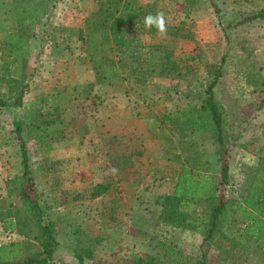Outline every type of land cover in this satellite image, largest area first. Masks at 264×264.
Returning <instances> with one entry per match:
<instances>
[{"label":"rangeland","instance_id":"rangeland-1","mask_svg":"<svg viewBox=\"0 0 264 264\" xmlns=\"http://www.w3.org/2000/svg\"><path fill=\"white\" fill-rule=\"evenodd\" d=\"M212 1L217 11L211 0H136L142 5L155 2L167 24L185 22L194 32L192 40L151 34L146 29L130 33L141 44H164L175 57L192 56L193 67L185 78L158 75L157 58L149 61L143 54L149 71L143 79L136 80L139 74H130L128 67L121 66L117 69L122 79L99 83L94 65L101 64L104 56L118 53L95 27L98 0H0V93H6V81L13 77L27 82L22 106L0 110V203L20 204L7 182L22 171L13 121L20 120L24 126L38 105L58 108L61 121L45 131L32 132L27 148L38 198L53 205L47 216L56 222L60 240L56 257L65 264H76L66 245L72 243L78 228L96 242L87 264H132L134 256H145L154 245L163 243L200 256L201 234L161 222L157 202L173 190L186 156L208 161L210 173L219 175L214 135L210 129H199L207 118L198 111L197 94L223 55L214 92L224 106L232 134L228 143L231 180L224 193L230 199L245 193L264 159V106L259 107L264 95V19L238 21L264 8V0ZM130 52L125 49L122 55ZM142 52H148L147 47ZM130 106L138 114L135 127L141 135L131 143L124 142L135 152L127 154V164L118 176L106 163L108 150L118 148L114 124L123 121L120 108L126 112ZM176 110L187 111L186 116L193 120L192 128L183 134L161 118ZM53 115L48 114L49 118ZM59 131L63 139L54 140ZM140 150L143 154H136ZM55 160H61L55 175L40 170ZM98 181L113 185L101 196L91 197V188ZM123 183L130 184V190L121 188ZM131 194L136 196L133 206L123 213L119 201ZM12 240H26L31 250L40 249L33 237L6 231L0 222V244ZM207 264H264V255L246 238L226 261L211 246Z\"/></svg>","mask_w":264,"mask_h":264},{"label":"trees","instance_id":"trees-1","mask_svg":"<svg viewBox=\"0 0 264 264\" xmlns=\"http://www.w3.org/2000/svg\"><path fill=\"white\" fill-rule=\"evenodd\" d=\"M211 3L217 11L215 2L211 0ZM98 5L95 27L103 32V38L118 54L116 57L104 56L100 61L101 64L94 65L97 82L111 81L113 78L122 79L118 72L121 66L128 67L130 74H139L136 80L143 79L149 72L148 67L144 66L147 58L151 61L154 57L157 58L154 64L158 65V75L185 78L187 71L193 67L191 66V60H194L192 56L186 59L175 57L172 50L164 44H141L133 36L130 37L131 32L139 29H146L151 34L158 32L154 26L146 28L144 25V17L147 14L155 15L157 11H163L155 2L142 5L136 0H98ZM254 19H264V8L245 15L238 23ZM166 29V34L172 37L194 39V32L185 25V22H180L177 26L166 22ZM144 47H147L148 52H142ZM128 48L131 49L130 54L122 55ZM126 58L129 59L128 63ZM224 59L223 55L219 65L209 70L203 83L204 87L197 94L200 97L198 111L200 115L207 118L199 125V129H210L214 135L219 175L210 173L208 161L193 155L186 156V163L183 162L178 168L173 190L162 195L158 202L160 204L159 219L163 223L201 234V254L199 257L191 256L163 243L154 245L145 256H134L132 264H207V254L211 246L217 248L220 260L226 261L246 238L252 240L259 254L264 255V159L258 163L245 193L239 199H230L224 193L231 180L228 143L232 134L224 106L214 92L222 73ZM106 70H108L107 74ZM262 84L264 92V81ZM6 86V93H0V110L22 106L27 82L22 78L13 77L6 81ZM262 106H264V95L259 104V107ZM59 111L56 107L52 109L38 105L35 115L24 126L21 125L20 120L13 121L14 132L19 141L22 171L7 182L20 204L9 202L4 206V203H0V222L6 231L16 230L33 237L39 242L40 249L31 250L26 240L2 243L0 244V264H65L62 259L56 257V249L60 244L57 238L56 222L47 216L48 210L53 205L42 202L38 198L34 183L35 170L31 167V156L27 148V137H31L32 132L45 131L55 122L61 121ZM51 113L54 114L53 118L48 116ZM186 115H188L187 111L176 110L162 114L161 118L163 122L170 124L172 130L175 129L183 134L185 129L193 126V120ZM63 136L59 131L58 135L52 138L60 140ZM60 162L61 160H55L49 165L41 166L40 170L55 175ZM108 162L115 175L119 176L127 163L126 155L109 153ZM112 185L111 181L96 182L91 188V197L101 196ZM95 243L94 238L86 236L82 229L78 228L73 231L72 243L67 244L66 247L76 259V264H87L86 259L93 258Z\"/></svg>","mask_w":264,"mask_h":264},{"label":"crops","instance_id":"crops-1","mask_svg":"<svg viewBox=\"0 0 264 264\" xmlns=\"http://www.w3.org/2000/svg\"><path fill=\"white\" fill-rule=\"evenodd\" d=\"M133 102V101H132ZM131 102V103H132ZM131 107V106H130ZM130 107H128L127 108V111L126 112H123V110H122V108H120V110H119V112L120 113H122L124 116L122 117V119H123V121H121V120H117V123H115L114 124V127H115V131H116V133L118 134L117 135V138H119L120 139V143L119 142H117V146H118V148H116L115 150H108V152L109 153H120V154H124V155H126V159H127V157H128V155L127 154H129V152H135V150H129V149H127L126 147H129L127 144H124V142L125 143H131V141H135L136 139H137V137L138 136H140L141 134V132H138V128L137 127H135V123H137L138 121H137V119H136V116L138 115V114H136V112L134 111L135 110V108L133 107H131V109H132V111H131V109H130ZM119 115V114H118ZM126 115V116H125ZM105 120H109L108 119V116L106 115V119ZM128 121V122H127ZM119 122V123H118ZM121 122V123H120ZM60 140H62V139H60ZM126 148L127 150H125V149H123V150H121L122 148ZM107 148H108V146L106 147V149H105V151L107 150ZM83 149H85V147H83ZM111 151H114V152H111ZM84 153H85V151H84ZM148 153H151V152H147V154ZM136 154H143L142 153V151L140 150V151H138V152H136ZM92 154H90V157L92 158ZM149 155H146V157L145 158H147ZM92 161L93 162H95L94 161V159H92ZM146 162H147V159H146ZM106 163H108L109 164V167L111 168V165H110V163L107 161ZM148 163V162H147ZM127 164V163H126ZM149 164V163H148ZM126 166V165H125ZM130 184H127V183H123L122 185H121V188H124L125 190H130ZM118 190H120L119 188H118ZM123 190V189H122ZM123 193H125V191L123 190ZM122 192H121V194H123ZM168 193H170V192H168ZM119 194V193H118ZM167 194V193H166ZM135 197L136 196H132V194L128 197V198H124L123 197V200H124V202H123V200L121 201V199H120V201H119V205H120V209L121 210H123V211H127V208L128 207H132L133 206V202H134V200H135ZM125 201H128V203L127 204H125ZM157 202V201H156ZM158 203V202H157ZM160 205V204H159ZM129 209V208H128ZM131 210V209H130ZM130 210H128L129 212H130ZM126 211L125 212H123V213H126ZM158 219H159V213H158ZM160 220V219H159ZM161 221V220H160ZM162 222V221H161ZM165 224V223H164ZM167 225V224H166ZM168 226H170V225H168ZM172 227V226H171ZM175 228V227H174Z\"/></svg>","mask_w":264,"mask_h":264},{"label":"clouds","instance_id":"clouds-1","mask_svg":"<svg viewBox=\"0 0 264 264\" xmlns=\"http://www.w3.org/2000/svg\"><path fill=\"white\" fill-rule=\"evenodd\" d=\"M144 25L146 28L154 26L161 35L166 34L167 29L163 11H157L155 15L152 13L147 14L144 17Z\"/></svg>","mask_w":264,"mask_h":264}]
</instances>
